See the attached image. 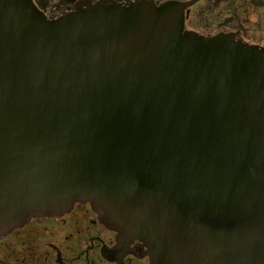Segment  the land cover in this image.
I'll return each mask as SVG.
<instances>
[{
	"label": "water",
	"instance_id": "95a60500",
	"mask_svg": "<svg viewBox=\"0 0 264 264\" xmlns=\"http://www.w3.org/2000/svg\"><path fill=\"white\" fill-rule=\"evenodd\" d=\"M183 21L0 0V237L88 203L153 264H263L264 53Z\"/></svg>",
	"mask_w": 264,
	"mask_h": 264
},
{
	"label": "flooded vegetation",
	"instance_id": "af4514ba",
	"mask_svg": "<svg viewBox=\"0 0 264 264\" xmlns=\"http://www.w3.org/2000/svg\"><path fill=\"white\" fill-rule=\"evenodd\" d=\"M57 20L93 6L125 8L148 3L183 10V31L202 38L225 36L264 53V0H32ZM0 264H153L139 239L107 228L88 203L60 216L33 217L0 237ZM264 264V262H263Z\"/></svg>",
	"mask_w": 264,
	"mask_h": 264
}]
</instances>
